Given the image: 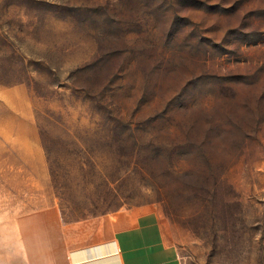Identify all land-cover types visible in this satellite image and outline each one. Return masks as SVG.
Here are the masks:
<instances>
[{"label": "rangeland", "instance_id": "374dc122", "mask_svg": "<svg viewBox=\"0 0 264 264\" xmlns=\"http://www.w3.org/2000/svg\"><path fill=\"white\" fill-rule=\"evenodd\" d=\"M51 206L135 264H264V0H0V264Z\"/></svg>", "mask_w": 264, "mask_h": 264}, {"label": "crops", "instance_id": "0c3cea01", "mask_svg": "<svg viewBox=\"0 0 264 264\" xmlns=\"http://www.w3.org/2000/svg\"><path fill=\"white\" fill-rule=\"evenodd\" d=\"M40 216L47 217L55 232L19 235L26 264H135V245L120 235L119 214L66 224L58 217L57 208L51 206L41 208ZM125 220L131 225L126 226L122 220V230L133 234L135 220Z\"/></svg>", "mask_w": 264, "mask_h": 264}]
</instances>
